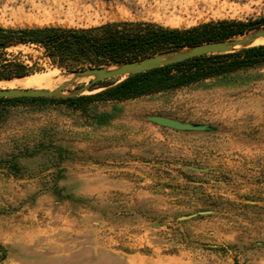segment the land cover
<instances>
[{"label":"rangeland","instance_id":"obj_1","mask_svg":"<svg viewBox=\"0 0 264 264\" xmlns=\"http://www.w3.org/2000/svg\"><path fill=\"white\" fill-rule=\"evenodd\" d=\"M220 21L247 24L232 39L252 36L264 30V0H0L3 29ZM11 62L45 76L27 88L65 84V95L93 78L70 82L75 71L122 64L61 62L37 44L0 47V70ZM59 96L0 101V264H264V63L84 111Z\"/></svg>","mask_w":264,"mask_h":264},{"label":"trees","instance_id":"obj_2","mask_svg":"<svg viewBox=\"0 0 264 264\" xmlns=\"http://www.w3.org/2000/svg\"><path fill=\"white\" fill-rule=\"evenodd\" d=\"M247 24L220 21L190 29H170L152 23H113L89 29L43 27L30 29L0 28V46L7 44H37L51 58L74 63L90 61L93 57H107L112 63H124L128 53L163 54L189 48L201 43L231 39L243 35ZM142 57V56H141ZM144 58V56L142 57ZM126 61V62H127ZM264 63V44L240 48L227 53L195 56L166 64L137 74L128 75L117 83L97 86L102 89L91 95H68L56 100L73 110L84 111L93 101H121L176 90L200 81L257 66ZM32 72L22 62H11L0 70V79L23 77ZM48 99L49 97H18ZM11 97H0V101ZM51 99V98H49ZM2 246H0V249Z\"/></svg>","mask_w":264,"mask_h":264},{"label":"water","instance_id":"obj_3","mask_svg":"<svg viewBox=\"0 0 264 264\" xmlns=\"http://www.w3.org/2000/svg\"><path fill=\"white\" fill-rule=\"evenodd\" d=\"M264 37V30L255 32L252 36H247L240 39H227L220 41H212L207 43H201L189 49L181 51H173L163 54H156L153 56L144 57L138 61H127L118 65L114 69H108L106 67H91L87 69L77 70L74 73L73 78L70 82H74V77L84 78V77H93L86 86H83L79 89L77 93L68 94V95H80L84 89H89L92 83L108 79V78H117L122 76H128L137 74L146 70H150L156 67H160L166 64L180 62L195 56L211 53H227L231 52L233 46H238L244 43H253L257 38ZM5 45H1L3 47ZM250 47V46H247ZM245 48V47H243ZM66 85H60L54 91L49 90H40V89H31V88H0V97H50L52 95L68 96L62 94V90ZM150 120L173 129L178 130H198L199 127L190 126L188 124L181 123L177 120L161 117V116H152Z\"/></svg>","mask_w":264,"mask_h":264},{"label":"bare ground","instance_id":"obj_4","mask_svg":"<svg viewBox=\"0 0 264 264\" xmlns=\"http://www.w3.org/2000/svg\"><path fill=\"white\" fill-rule=\"evenodd\" d=\"M264 42V37H259L257 40H255L252 44H263ZM55 74V73H54ZM48 74H46V79L48 78ZM43 79H45V76L42 75H32V76H23L11 81H8L7 84H5L7 86V88H14V87H22V88H27L30 87L32 85L38 84L40 81H42ZM61 79V78H60ZM64 79V78H63ZM62 79V80H63ZM80 78L78 77H74V82L78 81ZM66 80V79H65ZM73 82V83H74ZM41 84V83H40ZM4 85V84H3Z\"/></svg>","mask_w":264,"mask_h":264}]
</instances>
